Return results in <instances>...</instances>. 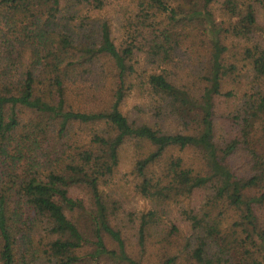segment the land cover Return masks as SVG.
Instances as JSON below:
<instances>
[{
	"label": "trees",
	"instance_id": "trees-1",
	"mask_svg": "<svg viewBox=\"0 0 264 264\" xmlns=\"http://www.w3.org/2000/svg\"><path fill=\"white\" fill-rule=\"evenodd\" d=\"M0 264H264V0H0Z\"/></svg>",
	"mask_w": 264,
	"mask_h": 264
},
{
	"label": "rangeland",
	"instance_id": "rangeland-1",
	"mask_svg": "<svg viewBox=\"0 0 264 264\" xmlns=\"http://www.w3.org/2000/svg\"><path fill=\"white\" fill-rule=\"evenodd\" d=\"M89 86L93 85V80H90L88 83ZM134 111L133 100L130 98L126 101L123 106V112L127 114H132L131 111ZM220 117L218 121H221V114H224L223 104L219 108ZM131 158V149L126 148L122 153V163L121 168L118 171L114 182L110 188L112 195L118 199L122 206L127 210L131 211L132 214L138 213L140 210H145L148 208V201L138 195L132 188V184L129 181V161ZM126 224H129L127 218H125ZM128 236L133 240V232L129 229Z\"/></svg>",
	"mask_w": 264,
	"mask_h": 264
}]
</instances>
